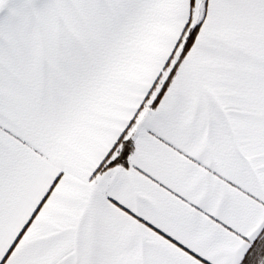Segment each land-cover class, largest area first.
Listing matches in <instances>:
<instances>
[{
  "label": "snow or ice",
  "instance_id": "6c2138e0",
  "mask_svg": "<svg viewBox=\"0 0 264 264\" xmlns=\"http://www.w3.org/2000/svg\"><path fill=\"white\" fill-rule=\"evenodd\" d=\"M0 264H264V0H0Z\"/></svg>",
  "mask_w": 264,
  "mask_h": 264
}]
</instances>
